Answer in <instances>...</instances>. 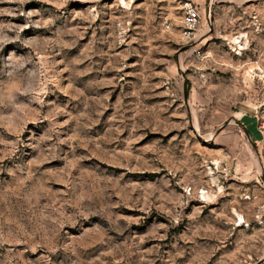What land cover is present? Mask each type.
I'll list each match as a JSON object with an SVG mask.
<instances>
[{
    "label": "rangeland",
    "instance_id": "obj_1",
    "mask_svg": "<svg viewBox=\"0 0 264 264\" xmlns=\"http://www.w3.org/2000/svg\"><path fill=\"white\" fill-rule=\"evenodd\" d=\"M0 264H264V0H0Z\"/></svg>",
    "mask_w": 264,
    "mask_h": 264
},
{
    "label": "built area",
    "instance_id": "obj_2",
    "mask_svg": "<svg viewBox=\"0 0 264 264\" xmlns=\"http://www.w3.org/2000/svg\"><path fill=\"white\" fill-rule=\"evenodd\" d=\"M201 17L196 6L188 1L182 2L178 16L179 34L184 44L191 45L197 41L196 30L200 25ZM260 124L258 127L261 128Z\"/></svg>",
    "mask_w": 264,
    "mask_h": 264
},
{
    "label": "water",
    "instance_id": "obj_3",
    "mask_svg": "<svg viewBox=\"0 0 264 264\" xmlns=\"http://www.w3.org/2000/svg\"><path fill=\"white\" fill-rule=\"evenodd\" d=\"M188 47H189L188 44L183 45V46L180 47V50L186 49V48H188ZM183 99H184V100L186 99V90H185V86H184V85H183ZM227 123H228V120L224 121V122L222 123V125L219 126V128L225 126ZM236 123H237V122H236Z\"/></svg>",
    "mask_w": 264,
    "mask_h": 264
},
{
    "label": "crops",
    "instance_id": "obj_4",
    "mask_svg": "<svg viewBox=\"0 0 264 264\" xmlns=\"http://www.w3.org/2000/svg\"><path fill=\"white\" fill-rule=\"evenodd\" d=\"M252 138H253V137H252V134L249 133V139H250V140H253Z\"/></svg>",
    "mask_w": 264,
    "mask_h": 264
},
{
    "label": "bare ground",
    "instance_id": "obj_5",
    "mask_svg": "<svg viewBox=\"0 0 264 264\" xmlns=\"http://www.w3.org/2000/svg\"><path fill=\"white\" fill-rule=\"evenodd\" d=\"M196 127V126H195ZM239 218H240V220L242 219L240 216H239ZM243 220H241V222H242Z\"/></svg>",
    "mask_w": 264,
    "mask_h": 264
}]
</instances>
